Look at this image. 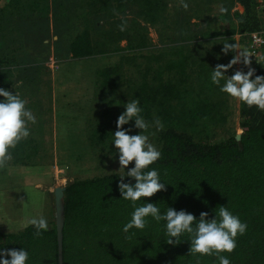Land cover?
I'll list each match as a JSON object with an SVG mask.
<instances>
[{
	"label": "trees",
	"instance_id": "obj_1",
	"mask_svg": "<svg viewBox=\"0 0 264 264\" xmlns=\"http://www.w3.org/2000/svg\"><path fill=\"white\" fill-rule=\"evenodd\" d=\"M60 1L62 4L58 5L64 9L66 0ZM48 3V0H29L27 4L10 0L0 8V87L13 94L12 81L19 80L22 86L19 88L23 91L38 81L37 75L28 73L37 65L23 66L17 79L8 65L13 62L18 68V48L24 45L28 44L35 52L39 50V58L45 51L48 44L40 38L39 32H44L46 25L30 14L47 10ZM184 3L188 4L187 8L183 7ZM78 5L75 7L80 11L78 17L83 20H80L83 28L69 35L59 48L65 46L75 58L118 54V57H108L98 73L96 88L98 91L107 90L108 94L111 93L109 96L115 97L118 93L121 96L108 105L102 115L98 114L90 128L84 129L79 119L68 114L73 106H82L72 104L66 95H60L64 100L56 111L54 127L60 158L66 159L71 146L72 159L78 158L76 154L81 160L88 154L106 152L102 157L118 162L117 150L111 143L117 130V118L125 111L123 105L128 100L140 99L145 119L151 121L159 117L165 125L163 131L151 129L155 135L150 137L162 152L161 159L151 167L159 171L166 183L165 190L142 199L160 203L162 208L185 210L197 218L201 212H208L209 219L214 217L213 209L228 204L234 214L248 224V230L244 236L238 237L234 252L226 255H230L232 264H264V111L240 103L238 112L242 132L238 139L232 134L210 143L196 137L199 136L196 132L188 134L182 129L199 113L213 115L218 110L219 99L210 102L206 94L196 90L209 87L218 96L219 88L211 80L201 82L200 79L210 77L214 69L210 63L227 60L228 64L233 57V53L225 55L221 51L225 39L239 43L236 34L248 33L264 25L257 0H80ZM11 8L14 16L6 13L11 12ZM17 15L31 23L28 25L31 30L27 35H31L28 42L24 37L17 41L13 38L12 33L22 32V27L13 23L23 25ZM99 18H104L105 22H100ZM122 20L127 22L124 31L118 27ZM148 25L158 30V41L164 47L155 55L148 50L138 53L153 47ZM27 29L25 26L24 32ZM59 32L67 31L61 28ZM168 34V38L173 37L163 38ZM122 40L126 42L124 46L120 45ZM140 58L146 62L144 67ZM251 67L256 70V75H264V64L251 62ZM22 98L25 97L22 95ZM202 101H208L209 107ZM27 102L31 109L36 101ZM223 111L221 108L216 114ZM51 121L50 117L41 121L46 127L43 139L38 118L34 125H29L31 135L11 149L15 160L39 168L53 162L52 154L45 155L43 149L44 144L52 142L47 136L53 129L49 126ZM190 126L193 127L194 123ZM123 127L131 128L130 134L140 131L134 127V121ZM44 159L46 162H42ZM133 166L134 161L128 168ZM120 174L117 170L65 183L62 264H213L214 256L189 253L187 236L181 237L179 244L166 243L162 225L154 221L143 231L133 230L136 235L126 239L121 229L133 209L128 201L121 199ZM124 182L135 183L130 177ZM47 216L48 231L41 235L36 234L35 228L25 225L11 227L14 228L12 231L0 230V247L5 250L26 248L29 251L28 264H59L54 195Z\"/></svg>",
	"mask_w": 264,
	"mask_h": 264
},
{
	"label": "rangeland",
	"instance_id": "obj_2",
	"mask_svg": "<svg viewBox=\"0 0 264 264\" xmlns=\"http://www.w3.org/2000/svg\"><path fill=\"white\" fill-rule=\"evenodd\" d=\"M48 1L49 3L47 10L40 11L36 14L32 13L30 15L34 16L33 18L38 17V19L42 21V24L46 25V30L44 32H39L40 38L42 37V40L45 41L44 43L47 42L48 45L54 44L58 46L61 45L64 41L66 42L69 35L74 34L78 30L83 28L84 24L81 22L83 20L80 19V16L78 17V13L80 15V11L78 12V9L75 7L78 5L80 0H66L64 7L65 10L59 7L58 4H62L60 0ZM77 1L79 2L77 3ZM27 2L28 1H23L24 4H27ZM68 2L70 4H67ZM263 3L264 0H257V4L262 7H264ZM4 4L5 2L3 0H0V8L3 7ZM9 10H11V12L6 13H12V15L14 16L12 12L13 8ZM258 10L262 21H264V14L261 12V9L259 7ZM1 15L2 14L0 11V18ZM17 18L19 20H23L19 17V15H17ZM100 22L104 23V18L100 19ZM13 23L17 26L22 27L21 31L22 33H24L22 37L26 38L29 34V31H31L28 26L31 23L27 22V20H23V25L15 23V21ZM224 25L226 27L227 22ZM8 26L9 25H6V28H8ZM25 26H27L28 29L24 32ZM61 28L66 30L67 32H59ZM156 30V28L148 25L147 32L153 47L141 50V52L138 53H145L148 50L150 52L152 51V55H155L158 51L163 50V43L161 41H158L160 35H157ZM169 35L170 34L163 38H165L166 40L171 39L173 35L168 38ZM125 44V40H122L120 42L121 46H124ZM18 49V54L20 55L18 68L14 67L15 63L13 62H10L11 64L8 65V67L10 66L15 79H17L18 75L21 73V69L23 68V66L30 67L36 64L41 65H37L38 67H36V69H31V71L28 72L29 74H35L39 77L37 83L32 82V87L26 86L27 90L23 91L19 88H22V86L19 85V81L15 83V90L13 88V91H17L22 94L25 97L24 99L29 98V102L36 101L34 103L35 105L32 108L33 113L36 117H38V120L41 124L40 126L43 135L41 139L46 136V127L41 123V121L43 120L41 117L44 114L45 116H43V118H48L50 117L51 112L50 109H47V107H49L48 102L45 101V99L50 98V96L47 94H50V92L52 91L48 85V80L50 78L51 80L52 77L53 79H55V85L53 84L52 80V84L55 86V88L65 87L67 99L72 104L82 106L81 108L73 106L71 112H69L68 114L73 116L74 119H79L81 125L83 126L82 128L84 129L90 128L96 122L99 115H102L101 112L104 111V109L108 107V105L118 100L121 96L119 95V93L115 97L109 96V94L111 93L108 94L107 90L98 91L96 88L97 79L99 77L98 73L107 63L108 57L117 56L118 54H111L109 56L97 55L94 57H89L88 59H80L73 58V56H71L70 53H68V51L66 50L63 54V57L68 56L66 57L68 62H65V68L63 67L61 62H53L49 60L48 62L44 63L45 60L42 59L44 54L42 53L41 57H38L39 50L35 52L34 49H31L26 45ZM1 51L2 44L0 45V54ZM144 59L140 58L139 60L140 63H142V67H144L143 64L146 63L143 62ZM217 64L227 65V60L221 63H210L213 68H215ZM240 68V64H237L232 69H229L226 75L231 76L235 70H238ZM6 69L7 68H5V70ZM204 77H207V80H205ZM200 80L201 82H206L210 81L211 79L209 76H203ZM221 83H223V81ZM200 88L196 91L201 92V94H206L207 97L210 98V102L219 99L220 104H218V107L216 109L219 110L221 108H224V111L219 115L216 114L218 110L215 111L213 115H210L208 113L205 116L204 114L200 115L201 113H199V116H196V119L194 118L193 121L190 122L187 126L184 125L182 129L188 134H194L196 132V134H199V136L196 137H199L210 143L221 140L232 134L241 133L242 129L239 126L238 112L240 102L229 97L227 94L220 92L219 89L217 91L219 96L218 97L217 94L210 90L209 87ZM61 100V96L57 95L56 111H58L61 107ZM207 103L208 101L204 102V105H206ZM207 106L209 107V103ZM207 106L205 108H207ZM77 108H79V110H76ZM103 119L105 120V118ZM192 123H194L193 127L190 126ZM177 125H179V123ZM57 129L59 130L60 128L57 126ZM54 137L55 138L51 136L52 142L50 144H44L43 146V149H45L46 151L45 155L52 154L53 162H48L47 165L40 166L39 170L41 169V174H30V170H36L28 169L24 167L21 162L19 163V160H15V156L12 150H10L11 159L5 164L0 165V230L6 229V231H12L14 228L11 229V227L18 226L19 228L24 226L26 215H28L30 212H33V209L30 205V200L33 198L43 199L41 211L45 217H48L47 215L49 213V204H51L53 200L52 192L55 186H64L65 183H67L68 181H72L75 178L99 175L102 173L119 170L120 165L117 161H115L114 159H111L109 161L105 157H102V155L106 156V152L102 153V155L101 152H95V155L93 156L92 154H88L81 160L79 158V155L76 154L75 157L78 156V158L72 159L70 157V146L66 155V159L62 160L60 158V147L57 144L55 135ZM86 141L87 139H84V142ZM42 162H46V159L42 160ZM43 168L45 169V174H42Z\"/></svg>",
	"mask_w": 264,
	"mask_h": 264
},
{
	"label": "clouds",
	"instance_id": "obj_3",
	"mask_svg": "<svg viewBox=\"0 0 264 264\" xmlns=\"http://www.w3.org/2000/svg\"><path fill=\"white\" fill-rule=\"evenodd\" d=\"M188 7L187 3L183 4ZM262 8L257 4V9ZM126 21L118 25L120 31L126 29ZM223 54L233 53L227 65L217 64L210 74L213 85L219 91L237 100L249 108L255 106L264 111V75H256L251 67L248 49L241 48L236 42L228 39L222 43ZM241 64L242 68L235 70L231 76L226 75L229 69ZM247 68V71H244ZM223 81V83H221ZM0 165L11 159L10 150L31 135L30 124L36 123V116L27 107V100L21 94L0 87ZM125 111L117 118V130L113 133L111 143L118 153L120 183L118 188L121 199L128 201L133 211L130 219L122 226L126 239H131L137 231L145 230L150 222L162 225L163 236L168 244H179L181 237L187 236L190 241L189 253L192 255L215 257L213 264H232L230 255L237 248L238 237L248 230V224L226 206L213 209L214 217L209 219L208 212H201L199 218L185 210H175L163 207L160 203L145 202L142 198L152 197L159 191L165 190L166 183L161 179L159 171L151 167L159 159L162 152L151 141L155 132L164 130V123L159 117L146 120L140 99L128 100L123 105ZM134 121L138 134H130L132 129L123 126ZM155 129V132L151 131ZM240 134V133H239ZM236 135V134H235ZM134 161V166L128 165ZM127 169V170H126ZM126 177L133 178L135 183H125ZM163 181V182H162ZM42 198H33L30 205L33 212L25 217V227L35 228L36 234L48 231V220L42 214ZM10 257V258H6ZM29 251L26 248L5 250L0 247V264H28Z\"/></svg>",
	"mask_w": 264,
	"mask_h": 264
},
{
	"label": "crops",
	"instance_id": "obj_4",
	"mask_svg": "<svg viewBox=\"0 0 264 264\" xmlns=\"http://www.w3.org/2000/svg\"><path fill=\"white\" fill-rule=\"evenodd\" d=\"M4 2H5V4L9 1L10 2V0H3ZM20 1V3H22L23 1H29V0H19ZM4 4V5H5ZM12 35H13V38L15 39V41H17L20 37H22L23 36V33L22 32H19V33H12ZM28 38L29 39H31V35L30 36H28V37H26V39L24 40V41H26V42H28ZM57 38V37H56ZM45 42V41H44ZM47 43V42H46ZM14 44H15V47L17 48L18 47V45L16 44V42H14ZM48 44V43H47ZM27 46L29 47V45L27 44ZM48 46H49V48H48ZM59 46L60 45H54V44H49V45H47L46 46V49H45V51L43 52V54H44V56L42 57V59H44L45 61H44V63L45 62H48L49 60H51V61H53V62H61L62 63V65H63V67H65L66 68V66H65V62H68L67 61V58L66 57H68V56H64L63 57V54L65 53V51H66V48H65V46H63V48L62 49H60L59 48ZM31 49H33L32 47H30ZM70 55H71V53H70ZM31 56H33V55H31ZM73 58H75V57H73ZM82 58H85V57H82ZM89 57H86V59H88ZM81 59V58H80ZM85 59V60H86ZM36 65H38V66H41L40 64H36ZM14 67H17L16 65H14ZM13 77H14V79H15V76H14V74H13ZM52 80H53V84L55 85V79H53V77H52ZM52 80H51V78L48 80L49 82H48V85H49V87L51 88V92H50V94H47V95H49L50 96V98L49 99H45V101L46 102H48V104H49V107H47V109H50L51 110V112H50V114H51V116H50V118H51V120L53 121H51V124L49 123V126L51 127V128H53L52 129V132H48V134H47V136H53V138H55L54 137V135H55V129H54V127L56 126L55 125V119H56V114H55V111H56V99H57V95H61L62 97L63 96H65L66 95V93H65V87H58V88H55V86L52 84ZM16 82H19V80H14V81H12V83H14V84H12L13 86H15V83ZM55 89H54V88ZM50 90V89H49ZM63 91H64V93H63ZM28 97H31V96H28ZM29 98H27V100H28ZM64 99H62L61 100V102L63 101ZM51 107V108H50ZM31 110L33 111V109L31 108ZM48 111V110H47ZM43 116H45L44 114H43ZM43 116L41 117L42 119H43V122H45V118H43ZM36 118H38V117H36ZM47 124V123H46ZM48 125V124H47ZM50 136V137H51ZM24 167H26V168H28V169H33V170H36V171H32V170H30L29 171V173L30 174H32V173H36L37 175H39V174H41V169L39 170V167H38V165H29V166H26V165H23ZM44 168L42 169V174H45L44 173Z\"/></svg>",
	"mask_w": 264,
	"mask_h": 264
},
{
	"label": "built area",
	"instance_id": "obj_5",
	"mask_svg": "<svg viewBox=\"0 0 264 264\" xmlns=\"http://www.w3.org/2000/svg\"><path fill=\"white\" fill-rule=\"evenodd\" d=\"M260 9L264 14V7ZM235 39L239 42L238 44L241 48L248 49L249 53L252 55V57H250L251 62L264 64V25L248 33H238Z\"/></svg>",
	"mask_w": 264,
	"mask_h": 264
},
{
	"label": "water",
	"instance_id": "obj_6",
	"mask_svg": "<svg viewBox=\"0 0 264 264\" xmlns=\"http://www.w3.org/2000/svg\"><path fill=\"white\" fill-rule=\"evenodd\" d=\"M235 137L236 139H238L240 137V134H236ZM63 190H64V186H55L53 189L54 215H55L54 222L57 231L59 264H62V228L64 222Z\"/></svg>",
	"mask_w": 264,
	"mask_h": 264
}]
</instances>
